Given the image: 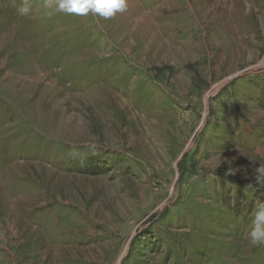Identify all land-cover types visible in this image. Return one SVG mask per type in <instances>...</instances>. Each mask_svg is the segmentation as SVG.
<instances>
[{
  "label": "rangeland",
  "instance_id": "rangeland-1",
  "mask_svg": "<svg viewBox=\"0 0 264 264\" xmlns=\"http://www.w3.org/2000/svg\"><path fill=\"white\" fill-rule=\"evenodd\" d=\"M126 2L0 0V264H264V0Z\"/></svg>",
  "mask_w": 264,
  "mask_h": 264
},
{
  "label": "clouds",
  "instance_id": "clouds-1",
  "mask_svg": "<svg viewBox=\"0 0 264 264\" xmlns=\"http://www.w3.org/2000/svg\"><path fill=\"white\" fill-rule=\"evenodd\" d=\"M43 7L77 16H87L91 13L109 19L127 11L128 4L126 0H44ZM31 11L29 0H24L17 8L21 16H27ZM253 175L258 182H264V166L257 167ZM249 238L252 246L264 245V202L257 205Z\"/></svg>",
  "mask_w": 264,
  "mask_h": 264
}]
</instances>
